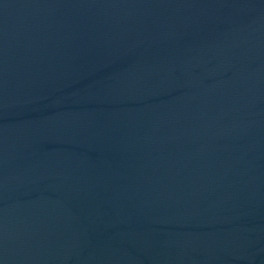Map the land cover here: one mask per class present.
Here are the masks:
<instances>
[{
	"label": "water",
	"instance_id": "obj_1",
	"mask_svg": "<svg viewBox=\"0 0 264 264\" xmlns=\"http://www.w3.org/2000/svg\"><path fill=\"white\" fill-rule=\"evenodd\" d=\"M0 264H264V0H0Z\"/></svg>",
	"mask_w": 264,
	"mask_h": 264
}]
</instances>
